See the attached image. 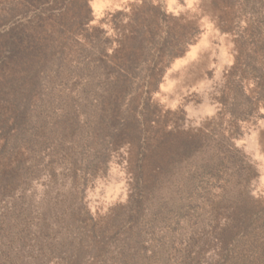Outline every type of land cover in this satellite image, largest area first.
<instances>
[{"label": "rangeland", "instance_id": "rangeland-1", "mask_svg": "<svg viewBox=\"0 0 264 264\" xmlns=\"http://www.w3.org/2000/svg\"><path fill=\"white\" fill-rule=\"evenodd\" d=\"M262 122L264 0H0V264H264Z\"/></svg>", "mask_w": 264, "mask_h": 264}, {"label": "clouds", "instance_id": "clouds-1", "mask_svg": "<svg viewBox=\"0 0 264 264\" xmlns=\"http://www.w3.org/2000/svg\"><path fill=\"white\" fill-rule=\"evenodd\" d=\"M189 7H191V4H189ZM163 91L167 92V91H169V88H164ZM173 107H175V105H173ZM261 126L264 127V122H262ZM253 135H255V133H253ZM257 158L261 159V160H264V157H257ZM261 186L264 187V182H262ZM253 194L255 195V193H253Z\"/></svg>", "mask_w": 264, "mask_h": 264}]
</instances>
